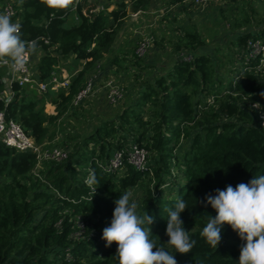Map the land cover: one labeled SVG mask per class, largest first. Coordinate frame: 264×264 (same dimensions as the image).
I'll return each instance as SVG.
<instances>
[{
    "label": "trees",
    "instance_id": "obj_1",
    "mask_svg": "<svg viewBox=\"0 0 264 264\" xmlns=\"http://www.w3.org/2000/svg\"><path fill=\"white\" fill-rule=\"evenodd\" d=\"M91 1L95 3L91 5ZM151 1L155 0H73L67 8H50L43 0H15L21 11L22 38L50 42H37V49L45 53L38 65L41 80L58 73L64 60L73 58L85 67L72 78L67 93L39 96L35 91L13 86V99L9 103L0 100L6 118L20 123L39 144L55 138L62 116L72 109L74 96L84 87L87 73L111 49L118 29L130 15L128 3L133 11L145 12ZM185 1L173 3L184 8ZM100 4L105 5L104 10L91 13ZM110 5L115 7L110 10ZM74 6L80 22L68 27ZM260 24L258 31L238 36L243 48L241 62L246 68L238 71V81L226 83L217 72L222 66L216 67L213 56L202 53L206 41L198 34L186 33L176 43L177 58L167 75L146 82L137 100L117 120L101 123L75 145L64 161L75 159L66 163L73 180L62 172L61 165L48 170L45 179L57 196L29 182L37 164L35 155L0 142V177L7 180L0 187V264H118L114 257L117 245L113 242L106 247L101 226L112 219L114 201L120 194L148 178L153 188L147 186L149 200L139 213L146 211L155 217L150 228L158 246L163 244L175 254L178 264H238L243 242L231 227H223L217 248L200 236L207 215H216L210 205L205 207L200 201L206 194L214 195L216 189L235 187L264 175V129L252 109V105L259 104L264 110V97L260 95L264 92V77L246 70L258 65V58H249L248 42L264 41V13ZM220 52L219 46L214 56ZM184 53L193 59L184 61ZM5 90L0 77V93ZM210 98L214 103L207 101ZM47 102L57 107L56 116L45 112ZM149 105L152 110L146 118L144 108ZM194 127L200 130L191 133ZM130 143L146 148L152 155L149 167L153 176L130 165L111 175L99 168L97 161H108L113 152L128 148ZM175 168L181 173V182L176 194L167 198L162 191L168 187L167 178L172 177ZM90 171L99 180L95 193L85 183ZM178 197L187 203L181 219L196 242L187 254L175 253L166 244V209L174 208Z\"/></svg>",
    "mask_w": 264,
    "mask_h": 264
},
{
    "label": "rangeland",
    "instance_id": "obj_2",
    "mask_svg": "<svg viewBox=\"0 0 264 264\" xmlns=\"http://www.w3.org/2000/svg\"><path fill=\"white\" fill-rule=\"evenodd\" d=\"M7 1L14 2L15 0ZM93 3L95 1H91V5ZM114 7V5H110V10ZM263 13L264 0H226L223 5L213 3L202 8L191 6L182 8L178 4H174L173 0H159L157 3L155 0L151 1L148 11H134L118 29L111 49L103 54L87 73L85 81L83 80L85 86V83L94 74L96 76L94 80L96 93L81 106L68 110L62 116L55 138L47 139L44 144L45 148H60L69 153L73 152L75 145L82 143L101 123L112 119L117 120L119 114L137 100L138 93L143 90L146 82H152L159 76L167 75L174 59L177 58L176 43L180 39H184L188 32L198 34L206 41L207 46L202 53L213 56L216 67L217 65L222 66L217 72L222 76L224 83L230 80L238 81L237 73L245 69L246 65L241 62L243 48L237 38L240 34L258 31L262 26L260 21ZM79 22V15L74 11L68 18L67 26L70 27ZM237 25L240 27H236ZM144 42H148V51L143 57H139L137 52ZM219 46L221 52L218 56H214L215 50ZM84 67V63L72 58L60 63L58 73L62 74L63 72V76H69L72 79L76 78L79 72L84 70ZM64 70L70 74L65 75L66 71ZM0 75H4V72L0 71ZM109 82H114V85L121 87L123 91L124 98L117 106H111L108 103L107 85ZM47 104L45 112L48 115L56 116L58 114L57 107ZM144 110L145 117H150L151 105L145 107ZM199 130L200 127H194L191 129V133H196ZM133 144L135 143H130L129 146ZM94 147L92 145L90 148ZM74 160L72 158L69 162L73 163ZM151 161L152 155H150L149 163ZM69 162L39 165L30 174L29 182L35 183V186L41 189L53 191L57 196L45 176L49 169L61 165L63 166L62 172L73 180L74 178L67 170L66 163ZM173 171L172 177L167 178L168 187L162 191V195L167 198L176 194L177 184L181 182L180 178L178 179L180 171L176 168ZM148 179L138 187L129 190L139 204L138 212L143 208L144 202L149 200L147 186L153 188L152 182L150 183ZM174 179H176L175 183ZM6 181V178L0 177V187ZM32 196L33 192L30 193V198ZM41 217L42 214L39 215L38 220ZM110 222L111 220L103 223L101 230L108 227ZM78 234L80 235V233ZM94 236H97V232L94 233Z\"/></svg>",
    "mask_w": 264,
    "mask_h": 264
},
{
    "label": "clouds",
    "instance_id": "obj_3",
    "mask_svg": "<svg viewBox=\"0 0 264 264\" xmlns=\"http://www.w3.org/2000/svg\"><path fill=\"white\" fill-rule=\"evenodd\" d=\"M50 8H67L73 0H43ZM37 44L22 38L21 25L12 22L8 14H0V61L8 65L12 72L22 71L29 54H35ZM264 97V92L260 93ZM259 107V105H256ZM85 183L95 193L99 180L94 171H90ZM200 203L211 206L216 215H207L206 225L200 236L206 243L217 248L222 240L225 225L237 233L243 242L240 245L238 264H264V175L254 176L248 183H239L235 187L227 185L223 190L216 189L215 194H206ZM110 225L102 232L106 247L116 243L114 254L118 264H178L175 254L167 251L163 244L157 245L153 239L150 225L155 217L138 212L139 204L133 193L125 190L114 201ZM188 208L182 198H177L174 208L168 213L165 234L167 243L175 253L187 254L195 245L189 231L183 226L181 213ZM147 224L148 227H144ZM155 249V251H154Z\"/></svg>",
    "mask_w": 264,
    "mask_h": 264
},
{
    "label": "built area",
    "instance_id": "obj_4",
    "mask_svg": "<svg viewBox=\"0 0 264 264\" xmlns=\"http://www.w3.org/2000/svg\"><path fill=\"white\" fill-rule=\"evenodd\" d=\"M80 1V0H78ZM226 0H187L184 2L185 7L193 8H202L207 7L213 3L224 4ZM105 5L100 4L96 9L91 10V13H97L104 10ZM72 11H76V6L73 7ZM21 11L16 7L15 2H10L5 0L0 3V14H8L12 18V22L19 23L21 25ZM22 34V31H21ZM27 41V40H26ZM36 42L44 41L46 45H50V42L47 39L39 38L33 40ZM32 42V41H29ZM248 50L250 51L249 58H258V65L252 69V72L256 74L259 73L261 77H264V41H249ZM148 51V42H144L140 45V48L137 52L139 57H143ZM44 52L41 49H37L36 53L29 54L25 67L22 71L12 72L8 65L3 64L0 61V71L4 72V75H0L3 79L6 90L3 93H0V100L5 103H9L15 92L13 91V86L17 85L22 89H27L29 91H35L37 95H47L55 94L59 95L62 91L68 92L72 83L70 77H65L54 72L48 79L41 80L38 72V65L40 59L44 56ZM182 59L186 62H190L193 59V56L187 53L182 54ZM96 76L93 74L90 79L85 83V86L74 96L71 107L78 108L81 106L88 98L96 93L95 89V80ZM108 93L107 100L111 106L119 105L123 98L124 94L121 87L114 85V82H109L107 85ZM210 103H214L213 99L207 100ZM252 105V109L256 117L259 120L261 127L264 129V110L259 105L256 107ZM0 142L6 145L9 148H12L18 152L30 153L36 157V167L39 165H44L47 163H60L68 160L69 152L64 149L45 148L44 144H39L36 140L28 135L22 125L13 119H7L5 112L0 110ZM149 151L141 147L138 144H133L126 149L117 150L113 152V155L108 161H97L99 168L107 174H116L121 170H125L127 165L132 166L135 170L139 172H150V175L153 176V173L149 167ZM82 227H84L82 225Z\"/></svg>",
    "mask_w": 264,
    "mask_h": 264
},
{
    "label": "crops",
    "instance_id": "obj_5",
    "mask_svg": "<svg viewBox=\"0 0 264 264\" xmlns=\"http://www.w3.org/2000/svg\"><path fill=\"white\" fill-rule=\"evenodd\" d=\"M179 5V4H178ZM180 6V5H179ZM128 8H129V13L131 14V13H133L134 11H133V9H132V7L130 6V3H128ZM151 9H153V8H151ZM72 59V58H71ZM70 60V59H69ZM62 62V61H61ZM79 62H81V61H79ZM83 63V62H82ZM60 67V66H59ZM59 67H58V69H59ZM64 71H66V70H64ZM75 71H77V70H75ZM65 73V75H69L70 73L69 72H64ZM75 73V72H74ZM57 74H60V73H57ZM61 76H63V72H62V74H60ZM69 77V76H68ZM48 106H51V103H48L47 104Z\"/></svg>",
    "mask_w": 264,
    "mask_h": 264
}]
</instances>
